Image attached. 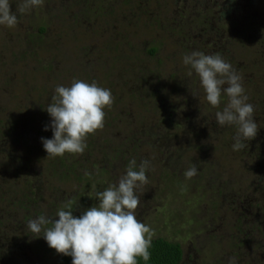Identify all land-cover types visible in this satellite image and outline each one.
Returning a JSON list of instances; mask_svg holds the SVG:
<instances>
[{
	"label": "rangeland",
	"instance_id": "374dc122",
	"mask_svg": "<svg viewBox=\"0 0 264 264\" xmlns=\"http://www.w3.org/2000/svg\"><path fill=\"white\" fill-rule=\"evenodd\" d=\"M10 3L16 11L20 0ZM17 17L15 27L0 25V245L11 247L3 257L15 262L24 252L12 247L16 224L27 227L38 212L54 218L68 196L80 216L135 159L137 166L150 161L136 217L154 231L152 240L181 244L182 264H264V0H44ZM193 51L219 54L242 77L259 130L239 151L232 148L236 126L216 123L227 96L212 107L183 63ZM74 79L95 81L114 99L82 155L68 153L63 165L50 156L55 177L34 148L52 136L45 108L55 87ZM193 165L197 175L186 179ZM70 168L89 178L59 180ZM29 193L37 213L22 219L10 207ZM23 238L33 256L46 246L42 264L62 255L43 237Z\"/></svg>",
	"mask_w": 264,
	"mask_h": 264
},
{
	"label": "clouds",
	"instance_id": "9594fccd",
	"mask_svg": "<svg viewBox=\"0 0 264 264\" xmlns=\"http://www.w3.org/2000/svg\"><path fill=\"white\" fill-rule=\"evenodd\" d=\"M43 4L44 0H20L13 11L10 0H0V25L15 27L17 13L26 14ZM183 63L199 76L205 99L212 107H219L221 97L227 96L225 106L215 113L216 123L221 127L236 126L234 151L248 146L245 142L257 136L259 127L242 77L219 54L193 51L183 57ZM113 99L111 90L95 81L74 79L70 86L57 85L51 103L45 108L51 117L45 131L49 127L52 131V138H41L47 157L65 153L82 155L87 148V137L104 127V109L111 107ZM149 165V160L141 161L138 166L135 159L130 160L126 174L117 183L96 193L97 205L77 217L69 202L54 218L40 215L29 220L27 229L38 237L43 232L48 246L58 254L71 256L72 264H138V258L147 264L154 231L136 217L140 204L136 190L148 183ZM196 175L194 165L184 173L186 179ZM228 264H236L235 258H229Z\"/></svg>",
	"mask_w": 264,
	"mask_h": 264
},
{
	"label": "flooded vegetation",
	"instance_id": "af4514ba",
	"mask_svg": "<svg viewBox=\"0 0 264 264\" xmlns=\"http://www.w3.org/2000/svg\"><path fill=\"white\" fill-rule=\"evenodd\" d=\"M52 136H48V135H44L43 136V138H51ZM7 142H9V139H7L6 141H5V144H7ZM4 144V145H5ZM33 147H35V145L34 146H32V148ZM40 147V148H39ZM34 149H39V150H41V151H43V156H42V158L43 159H41V161L46 165V163L48 162V160L50 159V156L49 157H47V153H46V151L44 150V148H43V144H42V141H41V139H40V143H39V146H36ZM3 150H4V146L0 149V152H3ZM70 155H72V154H70ZM69 157V154L68 153H65L63 156H57L56 157V159H60V160H62V165L63 164H65V161L67 160V158ZM47 169H48V171H47V173L48 174H50V169H54V171H53V175H55V177L58 175V168L57 167H55L53 164L52 165H49L48 163H47ZM71 166H73V164L71 163ZM15 169H16V167H12L11 168V173L12 174H14V172H15ZM107 171V170H106ZM74 170L72 169V168H70L69 170H65V171H62V174H60V176H59V180H62V181H65V182H70V181H76L75 179H76V176L74 175ZM83 172H85V170H83ZM86 173V172H85ZM15 175V174H14ZM16 176V175H15ZM17 177V176H16ZM79 178H80V180H87V178H89V175H86L85 177L84 176H78ZM18 178V177H17ZM30 184H31V182L29 181L25 186L26 187H29L30 186ZM34 196L35 195H33V194H25V196H24V200L22 201V202H20L19 204H17L14 208H12V207H10V210H12V209H15L17 212H19V214H21V215H23L22 216V219H24V218H27V216H25L27 213H29L30 211H31V209H33L36 213H37V211L32 207L33 206V204H35L36 203V198H34ZM38 197V196H37ZM65 199V198H64ZM72 201V199L68 196V198H67V200L65 199V202L64 201H62L61 203H60V205H59V208H62V207H64L65 205H68L69 204V202H71ZM77 200H75L74 202H76ZM15 203H13V205H14ZM29 204L31 205V206H29ZM59 210V209H58ZM20 211H22L23 213H21ZM16 214H18V213H16ZM41 214L38 212L37 214H36V216L38 217V216H40ZM42 215H44V214H42ZM243 215H245V213H243ZM246 219V218H245ZM19 223H22V220H19L18 221ZM24 223V222H23ZM22 223V224H23ZM14 227H16L15 229H13V231H11V233L12 234H16V235H19V237L23 240V241H28V240H26L27 238H23V237H27V234H30V236H35L36 237V239H35V243H37V242H39L40 240H42L43 238H41V237H38L36 234H34V233H32V232H30L28 229H27V227H26V224L25 225H18V224H16ZM26 229L28 230V233L26 234ZM20 230H24V232L23 233H21L20 232ZM39 235H43V232H41ZM249 236V235H248ZM16 238V239H11V243H12V247H14V248H16L18 245H21L23 248H24V252H23V254L19 257V260L18 259H15V262L14 261H12V260H6L3 256H4V254H5V252H7L8 251V249L9 248H11L8 244H7V242L5 241L4 242V245H5V247L4 246H2V245H0V263L1 264H42V263H40V258L42 257V254H44V250H45V248H46V246L44 247V250H43V252H41V254L40 255H38V256H33V255H31L32 254V252H31V248L30 247H27L26 245H24V244H22L21 243V240H19L20 238ZM5 239H7V237H5ZM0 241H1V239H0ZM46 241V240H45ZM28 242H30V243H32V241H28ZM45 244H46V242H45ZM62 256V255H61ZM60 256V257H61ZM60 259V258H59ZM183 261H184V252H183V259H182V261H181V263L180 264H182L183 263ZM195 261V260H194ZM193 264H194V262H193Z\"/></svg>",
	"mask_w": 264,
	"mask_h": 264
},
{
	"label": "trees",
	"instance_id": "16d2710c",
	"mask_svg": "<svg viewBox=\"0 0 264 264\" xmlns=\"http://www.w3.org/2000/svg\"><path fill=\"white\" fill-rule=\"evenodd\" d=\"M251 7L252 5H250V8ZM202 15L205 17L204 20L206 19V21H208L205 14L202 13ZM225 15L227 14L221 13L220 18L223 19ZM206 21H204L203 24H206L207 26L208 23H210L209 29L212 28L211 21ZM225 28H227V26ZM250 28V26H247L245 30ZM75 180L79 181L80 178L76 176ZM149 251L151 252V259L147 262V264H180L183 259V249L181 244L169 241L165 238H156L152 240V246ZM56 264H72V258L71 256L62 255ZM138 264H145V262L142 258H138Z\"/></svg>",
	"mask_w": 264,
	"mask_h": 264
}]
</instances>
